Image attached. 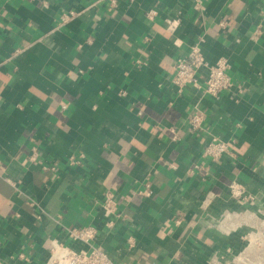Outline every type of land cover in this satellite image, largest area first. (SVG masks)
<instances>
[{"label": "crops", "instance_id": "1", "mask_svg": "<svg viewBox=\"0 0 264 264\" xmlns=\"http://www.w3.org/2000/svg\"><path fill=\"white\" fill-rule=\"evenodd\" d=\"M194 5L0 0V264H45L50 239L71 244L63 226L87 224L117 264H264V0ZM199 37L208 62L227 58L237 98L176 93L174 58ZM196 105L205 132L189 129ZM208 133L233 142L237 163L201 159ZM234 177L254 205L218 224L240 209ZM106 191L125 214L111 229Z\"/></svg>", "mask_w": 264, "mask_h": 264}, {"label": "built area", "instance_id": "2", "mask_svg": "<svg viewBox=\"0 0 264 264\" xmlns=\"http://www.w3.org/2000/svg\"><path fill=\"white\" fill-rule=\"evenodd\" d=\"M202 2L203 0H194V9H200ZM74 14L75 12L72 10L62 14L61 21L66 22ZM153 14V10L146 12L149 18L152 17ZM220 25L222 26L223 22H221ZM174 28L175 21H168V29L173 30ZM259 29L260 26L257 25L253 34H258ZM202 44L203 38L199 37L175 56L171 83L176 93L180 95L186 86H192L198 90L200 89L204 95L210 97H217L221 93L231 92L234 94V97L237 98V96L242 94L243 90L240 84L232 80L229 74L230 64L227 58L221 56L213 63L208 62ZM202 71L204 72L203 76L199 74ZM61 107L64 108L65 105L62 104ZM203 121V112L197 105L194 106L193 111L187 118L190 131L193 133L205 132L206 129L203 125ZM172 139L174 141L177 140L175 135ZM232 145L233 142L222 140L218 136L208 133V137L202 146L200 157L202 160L208 159L213 162L225 157L236 161L237 156ZM29 159H33V157ZM68 161L69 164L79 163V160L74 156H70ZM235 163H237V161ZM201 167L200 163H194L189 173ZM43 168L46 169L47 167L43 166ZM227 189L230 197L239 205L240 209L224 210L215 218L218 224H223L239 217L242 213L250 210L251 206L254 205V196L246 190L245 185L237 177L230 180L227 184ZM137 194L143 198L152 197L153 190L150 183H145L141 189L137 190ZM213 198V194L207 192L202 201L201 208L206 209ZM100 207L106 229H111L115 222L125 218V214L119 209L115 194L111 191H106L104 193ZM178 222L179 220H176V223ZM63 232L71 244L63 243L58 239H50L45 264H117L101 246L96 245L99 233L98 226L94 224L63 226Z\"/></svg>", "mask_w": 264, "mask_h": 264}]
</instances>
